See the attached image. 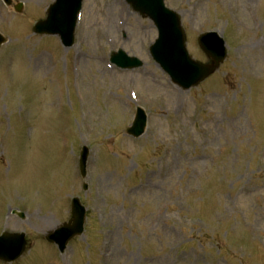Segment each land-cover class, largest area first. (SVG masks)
Here are the masks:
<instances>
[{
    "label": "rangeland",
    "instance_id": "rangeland-1",
    "mask_svg": "<svg viewBox=\"0 0 264 264\" xmlns=\"http://www.w3.org/2000/svg\"><path fill=\"white\" fill-rule=\"evenodd\" d=\"M53 1L0 0V234L28 239L12 264H264V0H166L193 58L208 61L202 32L228 46L188 90L151 57L157 30L124 0H84L68 49L33 33ZM118 49L144 65L119 69ZM137 106L149 123L135 139ZM76 196L90 215L60 256L44 235Z\"/></svg>",
    "mask_w": 264,
    "mask_h": 264
},
{
    "label": "water",
    "instance_id": "water-1",
    "mask_svg": "<svg viewBox=\"0 0 264 264\" xmlns=\"http://www.w3.org/2000/svg\"><path fill=\"white\" fill-rule=\"evenodd\" d=\"M9 4L11 0H6ZM82 0H58L50 9L47 21L40 22L35 27L37 32L55 33L60 31L66 44L71 43L75 20L81 7ZM135 10L141 12L144 16L148 15L155 20L159 27L160 38L156 45L152 47V53L162 67L172 76L175 82H178L185 88L197 85L216 70L219 64L226 57L224 41L215 33L203 34L200 39V45L209 57L213 59L214 64L204 65L194 61L186 49V38L184 29L181 26L179 15L170 12L164 7L163 0H128ZM5 38L0 35V44L5 42ZM70 40V41H69ZM217 45V46H216ZM113 60L121 66H137L141 62L136 59L126 58L123 52L113 56ZM147 116L142 109H138L136 119L128 133L134 136H140L144 132ZM89 151L85 147L81 159L82 175L86 174V164ZM85 220V209L76 198L73 205V217L70 222L58 228L55 232H50L47 238L56 241L64 248L68 241L83 232ZM22 238L23 246L17 254L18 257L24 250L26 241L24 234H6L5 238ZM1 258L11 259L5 254H0Z\"/></svg>",
    "mask_w": 264,
    "mask_h": 264
},
{
    "label": "bare ground",
    "instance_id": "bare-ground-1",
    "mask_svg": "<svg viewBox=\"0 0 264 264\" xmlns=\"http://www.w3.org/2000/svg\"><path fill=\"white\" fill-rule=\"evenodd\" d=\"M53 226V224H50V227H52Z\"/></svg>",
    "mask_w": 264,
    "mask_h": 264
}]
</instances>
